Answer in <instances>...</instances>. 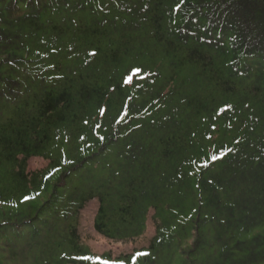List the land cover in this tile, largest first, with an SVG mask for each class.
Wrapping results in <instances>:
<instances>
[{
  "label": "trees",
  "instance_id": "1",
  "mask_svg": "<svg viewBox=\"0 0 264 264\" xmlns=\"http://www.w3.org/2000/svg\"><path fill=\"white\" fill-rule=\"evenodd\" d=\"M0 264H264V0H0Z\"/></svg>",
  "mask_w": 264,
  "mask_h": 264
},
{
  "label": "rangeland",
  "instance_id": "2",
  "mask_svg": "<svg viewBox=\"0 0 264 264\" xmlns=\"http://www.w3.org/2000/svg\"><path fill=\"white\" fill-rule=\"evenodd\" d=\"M102 142H104V140H99L96 143L100 145ZM115 145L116 143L113 146ZM30 165L33 168H44L46 166V163L43 160L34 159L31 161ZM13 198H15L14 192L11 194V196L5 197L6 200H11ZM97 209V204H89L86 210L83 212L80 226V231L83 234L84 242L88 244V246L94 253L103 254L105 252H111L114 257H119L123 254L132 252L135 248L148 247L150 245V238L153 234L152 230H149L147 238L127 244L126 246L115 245L110 241L105 240L94 229V219L97 213Z\"/></svg>",
  "mask_w": 264,
  "mask_h": 264
}]
</instances>
